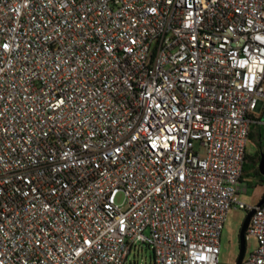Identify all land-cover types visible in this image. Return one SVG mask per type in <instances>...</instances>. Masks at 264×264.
Returning a JSON list of instances; mask_svg holds the SVG:
<instances>
[{
  "label": "built area",
  "instance_id": "1",
  "mask_svg": "<svg viewBox=\"0 0 264 264\" xmlns=\"http://www.w3.org/2000/svg\"><path fill=\"white\" fill-rule=\"evenodd\" d=\"M263 102L264 0H0V264H217L231 208L264 264Z\"/></svg>",
  "mask_w": 264,
  "mask_h": 264
},
{
  "label": "rangeland",
  "instance_id": "2",
  "mask_svg": "<svg viewBox=\"0 0 264 264\" xmlns=\"http://www.w3.org/2000/svg\"><path fill=\"white\" fill-rule=\"evenodd\" d=\"M255 117H258V112H255ZM259 126V125H258ZM262 134V146L264 147V121L261 120V125L259 126ZM253 138L247 141L246 153L249 156H253L257 143L258 128L253 127L252 130ZM250 164L256 162V157L252 160L247 161ZM244 182L246 183V189H240L237 194V200L246 206H255L260 199L264 186L252 180L250 177H245ZM122 196L119 195L116 198V202L120 203ZM246 210L231 208L225 217L223 222V227L220 235L219 243V254L217 264H235V259L237 256V232L240 223L245 216ZM256 245L254 237L248 236L245 240V250L243 258L250 253ZM131 255L129 258L131 259ZM137 264H143L141 260Z\"/></svg>",
  "mask_w": 264,
  "mask_h": 264
},
{
  "label": "trees",
  "instance_id": "3",
  "mask_svg": "<svg viewBox=\"0 0 264 264\" xmlns=\"http://www.w3.org/2000/svg\"><path fill=\"white\" fill-rule=\"evenodd\" d=\"M253 119H255L257 121H261V120L264 121V102H263V104H262V106H261V108H260V110L258 112V117L253 118ZM255 126L256 125L253 124L250 127V131H249V134H248V140H250V139L253 138L252 130H253V127H255ZM261 152L264 153V147L262 146L261 129H260V127H258L257 143H256V148H255L254 155L253 156H249L246 153V149H245L246 162H245V164L243 165V168H242L241 179L244 180L245 177H250L255 182H257L260 185H263L264 186V176L260 175L258 173V170H257V163H258V159H259L258 153H261ZM253 157H256V162L254 164L248 163L247 161L248 160H252ZM137 248H138V251L136 250ZM131 251H133V255L134 256L138 252L139 253L141 252L142 253L141 254L142 255V258H143L144 255H146V258H152L151 250L149 249V247L146 244L137 245V246L133 247Z\"/></svg>",
  "mask_w": 264,
  "mask_h": 264
},
{
  "label": "water",
  "instance_id": "4",
  "mask_svg": "<svg viewBox=\"0 0 264 264\" xmlns=\"http://www.w3.org/2000/svg\"><path fill=\"white\" fill-rule=\"evenodd\" d=\"M257 170L258 173L262 176H264V153H259V159H258V163H257ZM264 201V191L262 193V196L260 197V199L258 200V202L256 203L255 206H260ZM252 209L246 211L245 216L241 222V225L239 227V230L237 232V241H238V254L236 257V261L235 264H241L242 263V259H243V255H244V250H245V240H244V232L247 228L248 225V221L249 218L252 214Z\"/></svg>",
  "mask_w": 264,
  "mask_h": 264
},
{
  "label": "crops",
  "instance_id": "5",
  "mask_svg": "<svg viewBox=\"0 0 264 264\" xmlns=\"http://www.w3.org/2000/svg\"><path fill=\"white\" fill-rule=\"evenodd\" d=\"M255 127H259V126H255ZM138 251V248L136 249ZM142 253L138 252L135 256L133 255V251H130L129 255L127 256L126 262L125 264H137L139 260H141L143 262V264H153L152 263V258H146V255L143 256L142 258ZM132 256L131 259L129 258V256ZM140 255V256H139Z\"/></svg>",
  "mask_w": 264,
  "mask_h": 264
},
{
  "label": "flooded vegetation",
  "instance_id": "6",
  "mask_svg": "<svg viewBox=\"0 0 264 264\" xmlns=\"http://www.w3.org/2000/svg\"><path fill=\"white\" fill-rule=\"evenodd\" d=\"M258 156H259V153H258ZM240 225H241V223H240ZM240 225H239V227H240ZM238 230H239V228H238ZM237 250H238V241H237ZM237 254H238V252H237ZM235 261H236V259H235Z\"/></svg>",
  "mask_w": 264,
  "mask_h": 264
}]
</instances>
